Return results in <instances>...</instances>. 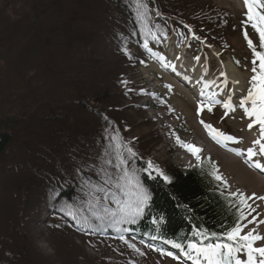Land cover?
I'll use <instances>...</instances> for the list:
<instances>
[{"label": "rangeland", "instance_id": "rangeland-1", "mask_svg": "<svg viewBox=\"0 0 264 264\" xmlns=\"http://www.w3.org/2000/svg\"><path fill=\"white\" fill-rule=\"evenodd\" d=\"M76 1L0 0V133L5 131L10 136L5 149L0 150V264L8 262V258L7 264H131L136 261L138 264H183L172 259L164 261L148 250L141 249L137 254L131 248L125 251L117 242L110 244L85 233L73 235L57 228L46 210L50 196H53L52 202L57 188L68 182L74 201L83 197L79 201L82 209L90 207L104 193H108L105 204L119 197L135 200L136 188H123L124 193H130L128 196L117 188L123 173L119 160L130 157L117 150L122 140L129 143L131 154L142 159L144 173L163 178L168 177L171 168L188 169L180 165L176 150L172 149L175 143L165 134L170 127L175 138H199L203 150L209 145L195 124L193 98L190 103L180 99L190 114L186 116L176 105L179 96L175 86L180 85L169 76H164L165 81L175 85L176 97L157 102L151 97L137 100L126 94L125 88L132 85L162 95L165 92L155 87L161 81L151 80L152 65L136 70L124 63L121 53L111 50L108 40L113 37L108 12L111 5L100 2L83 5V0ZM126 1L130 5L137 0ZM147 1L158 4L159 0ZM178 1L191 5L185 12L191 11V19L199 9L207 8L209 12L215 9L216 17L211 19L205 33L208 42L202 43V59H216L214 76L221 73L230 84L231 80L246 84L239 91L233 87L235 94L244 93L253 75V64L243 41L241 24L254 37L241 3L238 0ZM118 2L123 5L121 0ZM126 20L122 13L114 18L113 24ZM116 32L121 34L119 29ZM130 50L135 51L134 46ZM137 52L145 55L141 49ZM162 53L166 56L164 51L157 54ZM218 54L225 67L230 66L231 59L236 60H233L236 65L232 72L231 66L226 68L231 73L230 79L225 67L219 65ZM232 107L239 111L236 99ZM220 115L216 111L202 119L238 140L240 151L246 153L249 147H254L248 137V126L239 125L241 115H230L226 122H221ZM208 153L205 159L216 166L230 191L255 193L249 185L235 181L222 167L220 153H216L218 158L211 150ZM254 159L261 161L262 158ZM13 162L16 163L7 164ZM149 162L152 168H148ZM93 185L103 187L104 193L99 192L96 197ZM255 194L264 196V193ZM254 204L256 212L264 217V201L255 200ZM75 207L72 202L65 209ZM88 217L95 221L89 213ZM255 230L264 236L263 224ZM257 243L261 246L264 240L256 241L255 246Z\"/></svg>", "mask_w": 264, "mask_h": 264}, {"label": "trees", "instance_id": "trees-1", "mask_svg": "<svg viewBox=\"0 0 264 264\" xmlns=\"http://www.w3.org/2000/svg\"><path fill=\"white\" fill-rule=\"evenodd\" d=\"M118 1L119 0H83L82 4L88 5L91 2H100L101 4L111 5V10L108 11L111 18V34L116 29L123 28H128L131 31L133 30L134 32L140 33L146 25L144 21L146 11L143 9H141V11L131 9L134 6L130 4L129 7L126 0H121L123 5L120 6ZM166 2L168 3L166 4ZM161 3L162 7L168 12L171 10L187 12L191 6L190 4L182 5L178 0H161ZM135 4L140 6V1L137 0ZM168 5H171V7ZM94 8L97 9L96 6H94ZM120 10H122V12ZM207 10V8L199 9L200 13L198 14V18L204 14L205 19L207 18V21H210L216 16L213 12ZM122 13H124L127 18L126 22L119 21L120 23L113 24L114 18L121 16ZM262 51H264V49ZM112 64L114 65L113 62ZM113 65H111L112 71L115 67V65ZM9 137L10 136L7 135L5 131L0 133V150L5 149L4 146H7ZM118 149L124 150L125 146ZM15 163L16 162L7 164L13 165ZM137 168H139L138 165L131 163L132 170H137ZM33 170L35 171V167ZM210 173L211 167L207 163H204L201 167H193L185 172L172 168L169 172L168 182H164L158 177L148 179L143 176V178H141L142 183L140 184L149 197L143 213L136 216L134 220L132 217L121 212H119V214L122 216V220L127 218L129 222L133 224L134 230L139 234H150L151 232L159 231L163 236L191 239L201 238L195 235L197 231L222 235L236 220L235 214L237 210L235 209L234 200L230 203V198H226L227 193L223 196L221 195L223 191L218 189L217 181ZM134 175L140 177L137 171L134 172ZM125 183L126 182H122L121 185ZM67 185L71 186L69 182ZM61 186L66 185L63 184ZM99 188H101L99 185L98 187H95V185L92 186L93 194L96 197L98 196ZM123 188L124 187L121 188V193H124ZM127 188H130V184H127ZM119 200H124V198L122 197ZM127 200L133 203L135 202L132 198ZM135 220H140V222L134 223ZM211 238L212 237H209V239ZM14 256L17 255L14 254ZM9 257L12 258V255Z\"/></svg>", "mask_w": 264, "mask_h": 264}, {"label": "snow or ice", "instance_id": "snow-or-ice-1", "mask_svg": "<svg viewBox=\"0 0 264 264\" xmlns=\"http://www.w3.org/2000/svg\"><path fill=\"white\" fill-rule=\"evenodd\" d=\"M244 5L247 9V22H251V26L259 34L260 48L264 49V0H244ZM245 37L247 38V33H245ZM248 44L249 47L252 48L254 56L252 61L253 75L249 82L251 86L248 89L247 96L241 99L239 106L244 109L245 115L251 120V122L248 124L249 130H251L254 126L259 127V138L253 141L254 147H249L247 149L246 162L251 161L252 163L250 166L264 170V164L254 159L257 156L264 158V51H257L251 40H248ZM215 102L216 101H213L212 98H209L208 104L201 103L197 107V114L202 113L205 108H207V111L211 112V105ZM224 107L226 109H232L230 102L225 103ZM201 124L204 125L209 135L217 143L235 139L234 137L220 132L211 124H207L203 120H201ZM177 141L178 143H181L182 147L186 148L187 151L195 156L198 161L200 160V152L202 151L200 148L192 144L183 143L179 140V137H177ZM128 151L130 153L132 152L131 149H128ZM132 154L135 155L134 153ZM152 167L153 165L151 162H149L148 168ZM212 168L213 170L210 174L214 177V179L220 181L224 187L227 188V181L221 175H219V170L215 167V165H213ZM160 174L163 175V173ZM122 179L126 183L121 185L118 181V189L122 187L126 188L127 184H130L127 173ZM164 179L168 180L169 178L165 176ZM98 191L104 193L103 188H99ZM124 195L128 196L130 193L125 191ZM134 195V203L128 200H116L118 211L132 217L133 220L136 216H139L143 213L144 207L147 205L149 199L147 192L139 187L138 182ZM221 195L223 196L225 193L221 192ZM107 198L108 193H104L103 196L97 197L96 205H103V202L107 200ZM226 198H230V203H232L233 200L235 202L237 210V220L235 225L223 235L197 231L195 235L201 237L203 240H208L209 237H212L214 238L213 242L189 243L186 250L184 251V255L187 256L189 260H192L193 264H264V246H254L256 241L264 240V236L259 235L255 228L241 235V233L244 231V228L247 227V224L244 223L246 220L248 223L264 224V220L257 221L256 217L248 220V217L253 211H255L249 201H264V196H257L255 193L248 195L237 189L234 192H228ZM103 211L108 212L109 209L104 207ZM114 214L115 213H113V215ZM91 216L99 218L95 210L91 212ZM84 219L88 221L89 217H85ZM121 239H123V237H121ZM129 246L135 248V245ZM175 247L182 248V245L176 244ZM136 251L139 252V249H136ZM242 252L245 253L247 257L246 260L239 258V254ZM168 255L171 256L172 253H168ZM173 258L178 259V257Z\"/></svg>", "mask_w": 264, "mask_h": 264}, {"label": "bare ground", "instance_id": "bare-ground-1", "mask_svg": "<svg viewBox=\"0 0 264 264\" xmlns=\"http://www.w3.org/2000/svg\"><path fill=\"white\" fill-rule=\"evenodd\" d=\"M230 69H231L230 71L232 72L233 70L232 67H230ZM175 92H177L179 96V100L177 101L176 105L179 106V108L180 107L182 108L184 115L189 116L190 115L189 112L185 109V106L183 107V103L180 102V99L183 98L184 100L189 101L188 103H190V99L193 98V95H189V93L186 90H184L181 86H177V85L175 86ZM186 105L188 104L186 103ZM251 145L254 146L252 142ZM237 151L243 154L238 155ZM211 153H213V155H215L216 158H218V155L216 153H220V155L223 157L220 160L222 167L231 176H233V179H235V181H237L240 184L249 185L252 188V191L255 190L254 191L255 193H259V194L264 193V175L261 173V171L258 168L250 166L252 163L251 161L246 162L247 155L245 156V154L247 152L245 153L244 150L240 151V149L239 150L233 149L231 154H228L224 151H219L218 149H215V150H211ZM241 155L243 157H241ZM261 160H264V158H262ZM224 173L228 175L225 171Z\"/></svg>", "mask_w": 264, "mask_h": 264}]
</instances>
